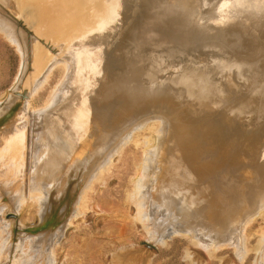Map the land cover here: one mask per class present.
Returning <instances> with one entry per match:
<instances>
[{
    "label": "rangeland",
    "instance_id": "obj_1",
    "mask_svg": "<svg viewBox=\"0 0 264 264\" xmlns=\"http://www.w3.org/2000/svg\"><path fill=\"white\" fill-rule=\"evenodd\" d=\"M28 1L30 0H25L22 8V5L14 6L9 0L6 8H3L4 11H0V16L7 20H16L17 26L29 42L36 40L37 44L41 43L39 49L47 54L44 68L57 60L78 57L75 87L72 86L70 90H74L75 94L84 89V82H88L94 72L91 69L94 65L88 64L90 55L94 54L95 60L103 58V54L107 55V59H112L117 54L126 53L131 40L135 38L155 44L167 42L172 46L171 51L176 52L178 48L173 35H189L186 25L190 24H196L200 30L209 32L212 37L216 34L217 38L221 37L216 39L219 44H225L223 37L234 22V10L243 12L242 15H237L242 16L240 19L243 20L244 17L249 19L254 9V6H248V1L252 0H202V8L194 6L184 9L169 5L165 0H109V9L102 14L106 18L104 36L99 29L85 31L84 23L80 19H83V9L90 8L79 7L73 11L67 8L69 12L63 15L64 25L73 22L76 35L80 37L85 34L83 43H80L83 49L71 50L68 44H54L53 39H56L57 33L49 36L50 40L39 36L30 25L28 15L35 24H39L40 12L36 7L26 6ZM46 1L55 4L54 0ZM259 1L264 6V0ZM63 2L67 3L65 0ZM236 2L242 3L233 9L231 5H236ZM255 11L259 18L257 21L263 28L253 34L252 38L256 37L259 40L257 43L264 49L263 9L256 7ZM96 14L99 20L102 15ZM184 14H188V19L183 17ZM22 19L24 25L27 24V29L22 27ZM156 21L164 23L168 29L169 37L165 41L159 40L162 38V30L152 27ZM0 25V109L5 110V114L0 117V264H60L68 254L70 235L76 231L116 242V246L123 252L137 246L139 247L136 249L151 246L155 250L174 245L179 248V252H186V257L196 264H264V102L257 99L255 92L249 91H258L261 88L264 92V57L257 54L249 58L244 53V47L249 48L248 42L252 41L249 37L242 39L245 44L237 56L235 50L232 55H228L226 48L225 50L211 41L198 48H188L184 62L180 60L190 75H195L196 71L207 66L216 76L224 75L237 63L235 59H249L254 62L253 72L261 74H251L249 85L241 83L240 89L244 90L232 86L215 94L224 111L223 119L217 122L221 127L220 142L210 137L206 146L201 138L203 120L217 112L214 105L217 102L212 104L207 96L209 111L208 114L201 115L200 105L204 104L201 101L206 98L205 95L210 94L208 91H189L174 83L170 89H156L154 94H148L147 100L128 104L123 108L120 107L124 105V99H119L116 93L109 101L112 108L102 110L103 114L99 113L102 108L90 112L82 107L76 109L81 112L75 115L76 121L83 123L87 117V122L93 117L97 119L100 129L97 137H101V134L108 137V145L111 147L124 134L130 133L125 137L127 139L121 152L112 157L108 167L97 178L91 179L90 170L85 173V169L75 166L77 163L72 173L63 172L64 175L58 182H52L38 175L39 163L42 162L38 154L43 145L40 141H44L42 139L48 134L45 129L48 125L44 124V119L59 104V99L52 102L54 106L50 109L46 107L62 84L64 70L61 66H56L48 80H45L47 78L43 79L42 76L46 71L44 69L38 78L34 74L32 63H28L29 55L24 51L25 46L22 44L23 50L19 42L10 40L12 30L4 23ZM28 31L34 33L28 35ZM117 34L123 36L119 51H115L118 48L115 45ZM110 48L115 53L108 51ZM54 49L58 51L54 52ZM68 74L60 89L62 95L72 85L73 78L70 76L75 75L69 71ZM163 74V85H166L169 74L166 71ZM100 79L103 80V77ZM217 79L219 80L214 78L210 82L219 84ZM40 81L41 87L37 85ZM158 88H162L161 85ZM129 92L139 93L136 90ZM129 96L130 94L128 99ZM8 98L10 99L6 101ZM95 99L96 95H93L90 101L93 106L98 105ZM26 103L28 111L24 108ZM188 103L192 105L186 110L183 109L182 105ZM37 118H40L39 122ZM205 128L207 129L206 126ZM28 129L33 132L34 151H30V154ZM98 142L99 140L94 148L91 147L90 156L85 157V161L92 162L101 153ZM218 143L222 151L221 184L218 188H206L207 194L216 193L218 203L217 210L211 216L206 214L202 217L199 212L195 219V210H180L179 206L168 204V199L154 192L151 184L160 173L157 163L152 162L157 149L163 160H171L176 167H186L192 174L194 168L199 167L196 155L200 149L208 148L214 154L217 152L215 149ZM79 159L80 157L76 158L73 164ZM85 174L89 178L82 181ZM164 174L165 170L162 175ZM41 179L46 180L44 184L48 189L50 187V191L45 186H41L44 189H39L37 181ZM184 193L186 194L185 191ZM249 196L256 197L254 211L249 212V215L247 212L239 215L240 211L250 206ZM174 199L176 204V197ZM194 203L198 207L197 202ZM191 205L193 206L192 203L189 206L192 207ZM184 214L191 217L186 220L188 217ZM132 257L134 256H131L133 260Z\"/></svg>",
    "mask_w": 264,
    "mask_h": 264
},
{
    "label": "bare ground",
    "instance_id": "obj_2",
    "mask_svg": "<svg viewBox=\"0 0 264 264\" xmlns=\"http://www.w3.org/2000/svg\"><path fill=\"white\" fill-rule=\"evenodd\" d=\"M54 1L55 4H49L48 1L46 0H30L26 5L30 8L36 7L40 12L39 24H35L29 15L28 17H29V21L31 22L30 25L34 29H36V31L39 33V36L41 38H47V40H50L49 36L57 33L56 39H53L54 44L61 46L63 44H68V47L71 50L83 49L80 43H83L82 39L85 36V34H82L79 37L78 35H76L77 32L75 33L74 30L75 27L73 22H71L68 25H64L65 22L63 21V15L65 13L69 11L77 10L79 7L82 9L83 7L90 8V9H83L84 10V13H82L83 19L79 18L80 21L84 23L83 27L85 31H89V30L92 31L99 29V31L101 32L103 31L104 36H106V32L104 28L105 26L104 22L106 18L102 14L103 13L105 14L109 9V7H107L109 0H65L67 3L63 2L64 0H54ZM165 1L169 5H177L183 9L184 7H188V8L194 6H198L201 8L203 7L202 5H200V3H202V0H197L196 2L195 0H165ZM8 2L9 0H0L1 12L4 11ZM11 3H13L14 6L15 5L20 6L25 3V0H11ZM240 3L242 2H236V5L232 4L231 7L233 8L235 6L234 8H236L238 5H240ZM148 4L151 3L148 2ZM24 6L25 5H22L21 7L23 8ZM248 6L250 8L254 6L255 10L256 7L262 8L263 9L262 14L264 15V6L260 5L259 0L248 1ZM67 8L69 11H67ZM254 9L252 10L251 12L252 15H250L249 19H246L244 17L245 19L243 18L242 20L240 19L242 16L241 17L237 16V15L239 16L242 15L243 12L240 11L235 12L234 10L235 16L232 15L231 13L234 22L229 28L227 35L223 37L224 40L223 42H225V44L223 43L219 44V42L217 41L221 38L220 36H219L220 38H217L215 34V36L212 37V35H210L209 32L200 30L196 24H190V25H186V30L188 29V31L190 32L189 35L185 36L181 33H174L173 36L176 38V46L178 48L175 50L176 52L171 51L172 46H169L167 42L155 44L152 41L150 42L144 39L142 41V39L140 38L139 39L135 38L131 40L129 47L126 50L127 51L126 53L117 54L112 59H110V57L109 59H107L106 58L107 55L103 54V58L95 60L94 57L95 55L94 54L93 56L90 55V59L87 58L88 64L92 63L94 65V66L90 65L91 69H93L94 72L91 74V78L89 79V81L84 82L83 84L84 89L82 88V90H80L77 94L74 93V90L73 91L70 90L72 86L75 87L74 82L76 80V68L79 66L77 60L78 57L73 56L71 58H67L66 60H57L53 62L48 68L46 67L44 68L47 62V60L45 59L47 54L45 51L39 49L41 43L37 44L36 40H32V42H29L21 32V28L17 26L16 20L15 21L11 19L7 20L6 18L0 16V23H4L5 25L8 26V28L12 30L13 35L10 36V40L17 41L21 45L23 44L25 46L26 50H24L23 45L20 48L26 51V54L28 52L29 55L28 63L29 64L30 62L32 63L34 74L38 76V78L40 77L44 69H46V71L42 74V76L43 79L47 78L45 80H48V78L53 72V69L56 66H61L64 70L65 75L63 77L62 84L69 75L68 71L69 73L71 72V74H75L73 76H70L73 78V80H72V85L69 86L67 91L64 92L63 95L60 93L61 92L60 89L62 86L61 84V86H59L60 88L54 93L55 95L52 97L51 99L52 101H50L49 103L51 106L48 104V106L46 107V109H50L52 106H54L52 104L56 102L57 99H59V104L55 105L56 107L50 112H48L46 114L47 116L44 119L45 120L44 124L48 125V127L46 128L44 127L45 129H47L46 131L48 134L44 136V138L42 139L44 141H40V143H43V145H41L42 147L41 149H39L40 150L39 154L37 153L39 155V158L42 159L41 163H39L38 161V163L40 164V165L38 164L39 165L38 167L39 169L37 170L38 175L43 176L48 181L58 182L60 177L64 175L63 172L72 173L74 165L78 163L75 166L82 170L85 169V173H89L90 170V172L92 173V176L90 177L92 179L95 177L97 178L100 172L103 171V169H106V167H108L112 157L119 154V152H121L120 150L123 147L124 141H126L127 139L125 137L129 136L130 133L124 134V136H122V139H120V141L117 144L115 145L113 144V146L111 147L110 144L108 145V140H109L108 137H104L102 134L101 137H97L100 131L97 119L93 117L91 118L90 122H87L88 120L87 117L85 123L78 122L76 121L77 116L75 114L81 112L76 109L82 107H86L87 108L86 111H90V112H92L94 109L102 108L99 111V113L103 114L102 110L104 109L107 110L108 108H112V105H110L109 101L110 98L115 97L116 93H118L117 97L119 99L120 98L124 99V105L120 107L123 108L128 104H136L139 103L140 101L147 100L148 94L149 95L154 94L156 89H170V86H172L174 83L177 85H181L182 87H186V89H188L189 91H193V90L194 92H198V90L208 91L210 94L205 95L206 98L205 99L202 98L201 101L202 103H204L200 105V107L202 108L201 115L203 116L205 114H208L209 111L208 105L210 104L207 103V96L212 104H214V102H217L214 104L216 107L211 105L217 109V112L213 113V115L207 116L206 120H203L204 126L201 128L202 131L200 130L202 135L201 138L204 139V145L206 143V146H207V142L210 140V137H213L214 141L220 142L222 138L220 137L221 127L220 124L217 122H220V119H223L222 115L224 114V111L222 109L221 106L222 103L220 99L215 94H218L222 90H225V88L232 86H235L236 87L235 89H240L241 83L245 82L248 85L250 84L249 79L251 78L250 77L251 74L254 75H261V74H255L253 72L255 70L254 62L249 61V59L247 61H240L235 59L237 63L232 68H230V70L227 71L224 75L220 74L218 76H216L213 70L208 66L207 68L203 67L199 71H196L194 73L195 75H190L187 73L188 70L187 69L185 70V68L183 67V62L186 58V54H187L186 52L188 48H198L211 41L216 42L221 47H224V49L226 48L228 51V55L229 54L232 55V53L235 50V55L237 56L238 52L241 49H243L242 45L245 44L242 42V39L248 37L252 41L248 42L250 43V46H248L249 48L244 47L243 49L245 50L244 53L249 58L257 54L264 57V49L262 45L257 43L259 40H257L256 37L255 39L252 38L253 34H257V32L263 28V26L259 25L257 21V19H259L257 16L258 14ZM93 11L95 12V14ZM157 11L159 12L160 10ZM231 11L228 10V12ZM96 13L102 15L99 18V20L96 17L97 15ZM135 15L138 16L137 14ZM187 16L188 14L183 15L184 18L188 19ZM152 27L162 30L163 32L162 38H160L159 40L165 41L167 37H169L168 29L166 28L164 23H160L156 21V23L153 24ZM5 35H7V33ZM62 35L64 37H62ZM116 37L118 38L117 41L115 42V45H117L118 48L116 49L115 46L114 48L115 51H119L118 49L123 44L122 43L123 36L117 34ZM174 37L172 38L173 40H175ZM227 37L229 38L226 39ZM239 40H241V43L239 42ZM112 50L113 49L110 48L108 51L115 53V51ZM57 51H58L57 49H54V52ZM87 53H89V49ZM244 53L242 54L244 55ZM182 56H184V58ZM181 59L183 60L182 64L180 62ZM165 71L167 72V74H169V76L167 77L168 83L166 85H163L162 79L164 78H162V75L164 76L163 73ZM255 72L257 73V71ZM93 75L95 76L93 77ZM101 76L103 77V80L100 79ZM214 78H219V80L217 79V82H219V84L215 85L210 82ZM42 81H40L39 84L37 85L40 86ZM159 85H161L162 88H158ZM258 89H259L258 91L256 89L254 90L250 89L249 91L253 93L255 92L254 94H257L256 95L257 99H259V101L261 102H264V95H263L264 92L261 91L262 90L261 88ZM35 90H37V87L35 88ZM128 90L129 91L136 90L139 91V93L131 94ZM240 90H244V89H240ZM128 94H130L129 99H128ZM93 95H96L95 100L98 102L97 106H93V104L90 102ZM60 98L62 99L60 100ZM9 99L10 98L6 99V101H8ZM27 104L28 103L24 105L25 111H28ZM189 105L192 104L189 103L184 104L182 105V107L183 109L186 110L188 109ZM3 114H5V110L0 109V117ZM38 119L40 120V118H37V121ZM215 120L216 122L214 123ZM189 126L191 128V125ZM205 126L207 127V129L205 128ZM32 133L33 132L30 129H28L29 154L30 151L32 152L34 151L32 150V143H33ZM94 137H96L95 141H94ZM98 140H99L98 149L100 148V150H102L101 153L96 157V159H92V162L85 161V157L90 156L89 151L91 152V147L94 148ZM225 143L223 147L225 146ZM220 146L221 145L218 143L215 149V151L217 152L214 154L208 148L205 147L201 148L196 155V158H198L199 160L198 162L199 167L194 168L192 174L187 170L186 167H176L175 163H173L171 160H163L162 154H160L159 149H157L155 152V156L152 158V162L153 164L157 163V165L160 167V168L158 167L160 173L157 175V178H155L151 184L153 185L152 187L155 189L154 192H157V195L159 196L160 195L164 196V199L165 198L168 199V204L170 203L173 204L174 206L175 205L179 206L180 210L186 209L190 212L195 210L194 212L195 214L194 217H196L195 219H197L199 212L202 215V217H205L206 214L211 216V213L217 210L218 203L216 201V193L214 195L211 193L207 194L206 188L208 186H210L212 189L218 188L219 184H221L220 167L222 162L221 159L222 156L220 153H222V151ZM79 157L80 159L77 160L78 162H74L73 164V161H75L76 158L78 159ZM33 159L36 158L34 157ZM40 159L37 158V160ZM35 162L37 161L35 160ZM228 164H230V162ZM164 170H165V174L162 175ZM83 177L84 178L82 179V181H85L89 178V176L87 177L86 174L85 176L83 175ZM45 181L46 180L44 179L37 181L38 182L37 185L39 189L42 190V188L45 186L44 184ZM34 182H35V178H34ZM47 190L50 191V187L49 189L47 187ZM48 191L47 193H50ZM184 191L186 192V194L184 193ZM188 193L191 195H189ZM47 197L48 196L46 195V198ZM175 197H176V204L174 199ZM177 197H179L178 199H181L179 202H177L178 200ZM255 198H256L255 196L254 197L249 196L251 207L250 206L245 207V210L240 211L238 214L243 215L248 213L249 215V212L254 211L255 209L254 207L256 205L254 204L256 200ZM194 202H197L198 207ZM190 203L193 204V206L191 205L192 207L189 206ZM186 206L187 208H185ZM185 216L186 218L188 217L186 220H188L189 217H191L189 215H185ZM183 218L184 216H182V219ZM212 219L216 220L214 218ZM236 220L237 221L239 220L238 216ZM219 223L220 222H218V224ZM175 224L177 225V223ZM187 224H186V228H188ZM182 226L183 225H181V227ZM224 229L226 228L224 227ZM172 230H174V228H172Z\"/></svg>",
    "mask_w": 264,
    "mask_h": 264
},
{
    "label": "crops",
    "instance_id": "obj_3",
    "mask_svg": "<svg viewBox=\"0 0 264 264\" xmlns=\"http://www.w3.org/2000/svg\"><path fill=\"white\" fill-rule=\"evenodd\" d=\"M116 245V242L96 237L94 234L76 231L70 235L68 254L60 264H142L138 262L137 254L127 253V249L123 252ZM131 256H134L133 260ZM186 256V252H179L177 246L168 245L161 249L156 248L147 264H196Z\"/></svg>",
    "mask_w": 264,
    "mask_h": 264
},
{
    "label": "water",
    "instance_id": "obj_4",
    "mask_svg": "<svg viewBox=\"0 0 264 264\" xmlns=\"http://www.w3.org/2000/svg\"><path fill=\"white\" fill-rule=\"evenodd\" d=\"M24 23L25 22L22 19L21 25H24ZM25 25L27 26V24H25ZM25 25L22 26V27H24V29H27ZM28 27H29V25H28ZM30 29L33 30L32 27ZM31 33L33 34L34 31L33 32L28 31V35H32ZM126 252L127 253H133L134 255L137 254L138 262L140 261L142 264H147V262L150 259V257L155 253V250L151 246H143V247H141L139 249H130V250L126 251Z\"/></svg>",
    "mask_w": 264,
    "mask_h": 264
}]
</instances>
